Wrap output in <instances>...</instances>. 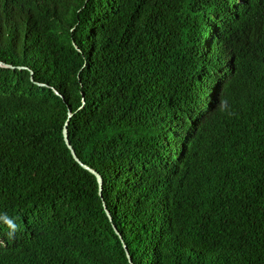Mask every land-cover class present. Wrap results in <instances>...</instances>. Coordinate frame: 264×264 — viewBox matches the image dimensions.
Masks as SVG:
<instances>
[{
	"label": "trees",
	"instance_id": "obj_1",
	"mask_svg": "<svg viewBox=\"0 0 264 264\" xmlns=\"http://www.w3.org/2000/svg\"><path fill=\"white\" fill-rule=\"evenodd\" d=\"M0 61V264H264V0H0Z\"/></svg>",
	"mask_w": 264,
	"mask_h": 264
},
{
	"label": "water",
	"instance_id": "obj_2",
	"mask_svg": "<svg viewBox=\"0 0 264 264\" xmlns=\"http://www.w3.org/2000/svg\"><path fill=\"white\" fill-rule=\"evenodd\" d=\"M0 66L11 67V68L14 67L13 65H11V64H6V63H4V62H2V61H0ZM18 68H25V67H23V66H18ZM38 84H40V85H44L43 83H38ZM53 90H54V92H55L56 94L60 95L59 92H58L56 89H53ZM70 115H71V112H70V110H69V111H68V117H69ZM62 134H63V138H64V141H65V144L67 145L68 149L70 150V152H71L73 158H74V159H75L80 165H82L84 168H86L87 170H89L91 173H93V174L95 175L96 180H97L98 185H99V194H100V196H101V192H100V191H101V187H102V186H101V185H102V179H101V176H100V174H99L98 172H96L94 169H92V168H90L89 166H87L86 164L82 163V162L80 161V159L77 157V155H76V153H75V151H74L73 147L71 146V144H70V142H69V139H68V133H67V121L65 122L64 127H63V129H62ZM103 206H104V209H105V212H106L107 216H108L109 219L111 220L110 213H109V211L106 209L105 204H103ZM113 229H114L115 233L119 236V238L122 240L121 235L119 234V232L117 231V229H116V227H115L114 225H113ZM123 248H124V250H125V254H126V257H127L128 261H129V263L133 264V263H132V260H131V257H130V255H129L128 249H127V247H126V245H125L124 243H123Z\"/></svg>",
	"mask_w": 264,
	"mask_h": 264
}]
</instances>
